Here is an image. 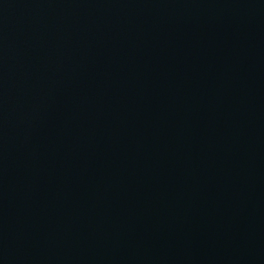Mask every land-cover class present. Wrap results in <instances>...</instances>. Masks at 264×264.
Instances as JSON below:
<instances>
[{
	"label": "water",
	"instance_id": "1",
	"mask_svg": "<svg viewBox=\"0 0 264 264\" xmlns=\"http://www.w3.org/2000/svg\"><path fill=\"white\" fill-rule=\"evenodd\" d=\"M0 264H264V0H0Z\"/></svg>",
	"mask_w": 264,
	"mask_h": 264
}]
</instances>
